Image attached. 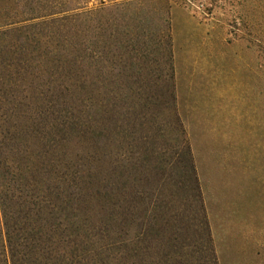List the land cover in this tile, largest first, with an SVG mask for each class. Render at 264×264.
Listing matches in <instances>:
<instances>
[{
	"label": "rangeland",
	"instance_id": "374dc122",
	"mask_svg": "<svg viewBox=\"0 0 264 264\" xmlns=\"http://www.w3.org/2000/svg\"><path fill=\"white\" fill-rule=\"evenodd\" d=\"M59 1L55 10H65L61 16L101 11L98 62L91 75L100 115L109 111L103 153L108 156L107 181L115 190L112 200L127 201L134 223L140 214L151 223L157 213L165 216L169 193L165 175L153 171H172L177 182L185 173L183 152L193 165L192 194L182 200L176 184V200L170 203L176 208L179 236L172 245L150 248L153 232L143 230L148 251L139 264H216L202 184L222 177L236 181L238 173L231 167L244 157L240 154L264 147V0ZM29 6L45 12L51 0H0V88L9 94H21V89L24 95L36 93L43 83L37 77L45 80L50 67L42 58L45 38L29 27L32 22L9 24L25 17L22 12ZM107 12L112 13L110 42L103 34L109 30ZM150 25L166 28L170 36L173 76L167 82L157 78L158 70H141L142 60L134 61L136 68L123 66L127 55L118 49V40ZM126 71L129 78L122 77ZM169 84L174 96L166 109L160 98L144 99L163 94ZM108 98L113 99L107 106ZM84 137L71 147L92 154ZM96 218L101 228V216ZM115 247H108L109 264L118 263Z\"/></svg>",
	"mask_w": 264,
	"mask_h": 264
},
{
	"label": "trees",
	"instance_id": "16d2710c",
	"mask_svg": "<svg viewBox=\"0 0 264 264\" xmlns=\"http://www.w3.org/2000/svg\"><path fill=\"white\" fill-rule=\"evenodd\" d=\"M58 1L51 0L45 12L26 7L25 17L9 23L32 22L29 27L45 38L47 50L42 58L47 57L50 67L45 80L44 75L37 77L43 83L36 93L24 95L26 90L21 89V94H9L0 88V264H109L108 247L114 245L117 264H139L148 251L143 230L153 232L150 248L172 245L179 236L176 208L170 203L176 200V184L182 200L192 194L193 165L183 152L185 173L177 182L172 171H153L165 175L169 193L163 206L165 216L157 213L151 223L142 214L134 223L127 201L112 200L115 190L107 181L108 156L103 153L109 111L106 108L100 115L91 75L98 62L96 24L101 11L61 16L65 10H55ZM111 17L107 12L109 30L103 34L108 42ZM123 36L118 49L127 55L124 67L136 68L135 62L142 60L141 70H158L157 78L165 82L172 78L166 28L150 25L138 35ZM122 77L130 74L126 71ZM163 90L144 99L160 98L166 109L174 95L170 84ZM112 99H107V106ZM83 136L92 154L81 155L80 146L71 147L80 145ZM98 216L101 228L95 223ZM134 224L138 231L130 233Z\"/></svg>",
	"mask_w": 264,
	"mask_h": 264
},
{
	"label": "crops",
	"instance_id": "0c3cea01",
	"mask_svg": "<svg viewBox=\"0 0 264 264\" xmlns=\"http://www.w3.org/2000/svg\"><path fill=\"white\" fill-rule=\"evenodd\" d=\"M240 155L236 181L202 184L210 238L217 264H264V147Z\"/></svg>",
	"mask_w": 264,
	"mask_h": 264
},
{
	"label": "built area",
	"instance_id": "2783aa9c",
	"mask_svg": "<svg viewBox=\"0 0 264 264\" xmlns=\"http://www.w3.org/2000/svg\"><path fill=\"white\" fill-rule=\"evenodd\" d=\"M105 1V0H104Z\"/></svg>",
	"mask_w": 264,
	"mask_h": 264
}]
</instances>
